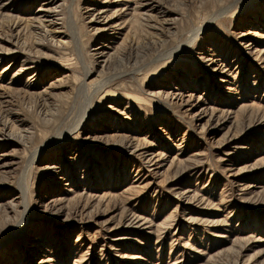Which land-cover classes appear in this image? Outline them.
Wrapping results in <instances>:
<instances>
[{
  "label": "rangeland",
  "instance_id": "rangeland-1",
  "mask_svg": "<svg viewBox=\"0 0 264 264\" xmlns=\"http://www.w3.org/2000/svg\"><path fill=\"white\" fill-rule=\"evenodd\" d=\"M0 264H264V0H0Z\"/></svg>",
  "mask_w": 264,
  "mask_h": 264
},
{
  "label": "bare ground",
  "instance_id": "bare-ground-1",
  "mask_svg": "<svg viewBox=\"0 0 264 264\" xmlns=\"http://www.w3.org/2000/svg\"><path fill=\"white\" fill-rule=\"evenodd\" d=\"M41 12H47V10H40ZM40 11H37L38 12V14H41L40 13ZM95 11V14L94 13H90L89 14V21L92 23V24H94V25H99L100 27H103L104 26V23H102L101 22V20H99V15L102 13V11L101 10H94ZM54 12V11H53ZM53 12H51V13H47V14H45L44 15V18H48V17H50L49 16V14H52ZM215 16H213V18L211 17V20L209 21V23L211 24V22L213 21V20H215ZM49 22V24H53V25H55V23L56 22H54V21H52V20H49L48 21ZM208 23V24H209ZM200 31H203V30H200ZM199 31V32H200ZM97 34H100V36H101V34H103V32H104V29L103 28H97ZM105 40V39H104ZM187 45H185L184 47H186ZM183 47V48H184ZM179 48H176L174 51H177ZM27 62V61H26ZM28 67V66H27ZM27 67H25L24 65L21 67V69H23L22 71H26V70H28V68ZM81 90L83 91L84 90V84H82L81 85ZM84 118V115H83V117H82V119ZM81 123V122H80ZM79 126V125H78ZM23 209H24V211H26V204H24V206H23ZM27 214V213H26ZM24 220H25V217H24Z\"/></svg>",
  "mask_w": 264,
  "mask_h": 264
}]
</instances>
